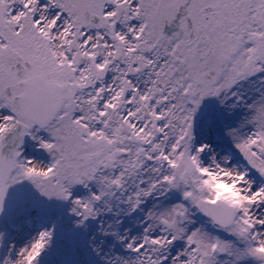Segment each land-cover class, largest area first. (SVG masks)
Instances as JSON below:
<instances>
[{"label":"snow or ice","instance_id":"obj_1","mask_svg":"<svg viewBox=\"0 0 264 264\" xmlns=\"http://www.w3.org/2000/svg\"><path fill=\"white\" fill-rule=\"evenodd\" d=\"M0 264H264V0H0Z\"/></svg>","mask_w":264,"mask_h":264}]
</instances>
